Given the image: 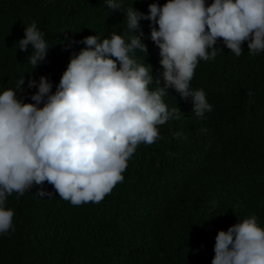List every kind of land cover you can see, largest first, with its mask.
Wrapping results in <instances>:
<instances>
[{"label": "trees", "instance_id": "obj_1", "mask_svg": "<svg viewBox=\"0 0 264 264\" xmlns=\"http://www.w3.org/2000/svg\"><path fill=\"white\" fill-rule=\"evenodd\" d=\"M153 2L166 0H123L121 11L103 0H0V92L25 76L17 95L31 103V72L37 81L46 76L54 92L70 56L86 47L79 41L113 32L127 39L124 8L147 14ZM33 22L51 48L32 71L31 47L21 52L17 42ZM140 26L147 53L136 50L135 58L152 66L149 87L157 79L162 87L149 21ZM218 46L190 82L212 111L197 117L191 101L169 88L162 99L169 110L179 108V119L157 126L161 138L152 144L137 146L123 181L99 203L73 205L47 182L51 196L35 195L39 186L8 196L5 207L15 214L12 229L0 234V264H211L219 230L253 214L264 227V52L250 55L244 42L237 57Z\"/></svg>", "mask_w": 264, "mask_h": 264}, {"label": "clouds", "instance_id": "obj_2", "mask_svg": "<svg viewBox=\"0 0 264 264\" xmlns=\"http://www.w3.org/2000/svg\"><path fill=\"white\" fill-rule=\"evenodd\" d=\"M103 3L112 11L123 7V0ZM123 14L131 35L84 37L78 43L86 47L70 56L54 92L46 76L37 81L32 72L27 88L37 90L31 103L17 95L25 76L0 92V234L13 227L7 197L37 186L35 195H53L44 182L73 205L99 203L123 181L137 146L152 144L161 138L157 126L179 119V108L169 110L162 99L169 88L191 101L197 117L211 112L204 90L190 82L200 60L222 51L218 41L237 57L244 42L250 55L264 52V0H166L148 4L147 14L132 5ZM142 20L149 21V38L159 49L162 87L159 79L149 87L152 66L135 58L136 50L147 53ZM17 45L21 52L31 47L32 71L51 48L35 22ZM213 252L211 264H264V227L254 214L237 220L218 231Z\"/></svg>", "mask_w": 264, "mask_h": 264}, {"label": "bare ground", "instance_id": "obj_3", "mask_svg": "<svg viewBox=\"0 0 264 264\" xmlns=\"http://www.w3.org/2000/svg\"><path fill=\"white\" fill-rule=\"evenodd\" d=\"M79 14V13H78ZM247 140V139H246ZM176 206V205H175ZM162 218V217H161ZM161 224V223H160ZM157 226V225H156ZM166 234V233H165Z\"/></svg>", "mask_w": 264, "mask_h": 264}]
</instances>
